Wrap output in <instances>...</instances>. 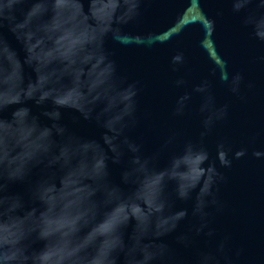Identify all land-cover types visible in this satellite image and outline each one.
Returning a JSON list of instances; mask_svg holds the SVG:
<instances>
[{
  "label": "water",
  "instance_id": "water-1",
  "mask_svg": "<svg viewBox=\"0 0 264 264\" xmlns=\"http://www.w3.org/2000/svg\"><path fill=\"white\" fill-rule=\"evenodd\" d=\"M0 264H264V0H0Z\"/></svg>",
  "mask_w": 264,
  "mask_h": 264
}]
</instances>
